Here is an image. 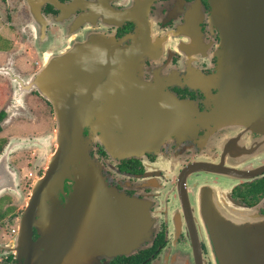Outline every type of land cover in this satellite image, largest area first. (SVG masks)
<instances>
[{"label":"flooded vegetation","instance_id":"flooded-vegetation-1","mask_svg":"<svg viewBox=\"0 0 264 264\" xmlns=\"http://www.w3.org/2000/svg\"><path fill=\"white\" fill-rule=\"evenodd\" d=\"M16 1L21 3L0 0V20L16 28L20 47L30 44L33 34L28 29L31 20L26 9L20 28L6 20ZM58 2L74 6L63 11L51 3L42 6L41 13L46 18L61 13L63 16L59 25L46 26L47 35L59 37L63 29L73 30L70 26L77 28L79 40L98 33L125 49L120 56L123 65L136 72V78L101 80V90L96 94L103 97V102H94L104 112L133 111L120 127L134 131H110L102 143L100 132L85 133V137L90 168L97 170L108 188L142 206L149 226L148 238L130 254L109 261L102 259L100 263L195 264L190 232L193 225L202 257L206 264H215L209 260L206 244L207 225L216 223L207 218L208 205L213 208L212 205L222 207V203H228L264 217V108L253 107L247 113L243 107L229 112L222 105L219 95L223 86L213 78L219 67L220 33L211 19L208 0ZM71 45H60L59 54H65ZM93 45L80 44L85 48ZM101 54L106 55L87 51L78 55L85 56L82 61L87 63ZM10 60L9 55L4 64ZM36 69L32 67L27 72ZM77 84H68V90ZM6 85L8 99L0 112V134L15 122L17 112L29 115L31 122L48 115L52 118L49 130L55 131L49 102L34 90L28 91L24 102H20L19 89L25 85L15 82L10 86L7 78ZM84 87L79 85L75 91ZM251 94L259 95L260 91L253 90ZM23 103L28 112L23 108L16 111V106ZM10 106L13 109L7 113ZM28 136L35 135L20 137ZM5 138L0 136V229L16 226V230L10 229L14 237L34 183L45 176L47 161L41 154L36 157L37 149L27 157L19 149L17 153L12 151L14 147L10 150L9 138ZM41 150L44 154L46 147ZM21 195L28 197L18 206ZM12 237L8 236L6 242L3 239L4 245L0 243V264L16 263V255L7 254L3 247ZM37 237L34 230L33 240Z\"/></svg>","mask_w":264,"mask_h":264},{"label":"water","instance_id":"water-1","mask_svg":"<svg viewBox=\"0 0 264 264\" xmlns=\"http://www.w3.org/2000/svg\"><path fill=\"white\" fill-rule=\"evenodd\" d=\"M21 3L31 20L32 46L40 67L21 75L8 63L0 66V76L6 77L10 86L15 82L25 85L19 89L18 101L24 102L28 91L34 88L50 103L56 125L51 140L56 150L47 157L45 176L33 185L13 241L3 247L7 254L16 255L15 264H101L102 259L109 261L118 255H128L148 238L145 213L138 202L108 188L97 170L90 168L85 133L100 132L102 143L110 131H134L120 127L125 116L133 111L104 112L94 102H103V97L96 94L101 90H98L101 80L136 78V72L123 65L120 56L125 49H119L104 36L79 40L74 26H70L73 28L70 31L63 29L59 37L46 34V26L59 25L63 16L61 13L46 18L41 13L42 6L51 3L63 11L72 9L74 3L68 6L58 0H21ZM208 3L211 19L220 33L219 67L213 78L223 86L219 95L222 105L229 112L243 107L247 113L253 107L264 108V0H208ZM63 43L72 45L65 54H59L58 47ZM82 43L103 47L85 48L80 46ZM85 51L106 55L86 63L82 61L86 57L78 55ZM68 84L85 87L77 92V86L68 90ZM253 90L260 94L252 95ZM19 105L16 111L23 108ZM12 109L8 107L7 113ZM48 138L11 140L8 148H41ZM222 205H212L214 209L207 206V218L211 223L216 221L207 225L209 260L215 264H264V217L236 205ZM34 230L38 235L35 241ZM196 230L191 225L195 264H206Z\"/></svg>","mask_w":264,"mask_h":264},{"label":"rangeland","instance_id":"rangeland-1","mask_svg":"<svg viewBox=\"0 0 264 264\" xmlns=\"http://www.w3.org/2000/svg\"><path fill=\"white\" fill-rule=\"evenodd\" d=\"M15 10H17V7H15ZM18 11H19V14L25 15L24 8L20 7L18 9ZM97 34L98 33H90L87 36L88 37L89 36L94 37ZM13 40L14 41L18 40L17 33L15 32V30L13 28L7 27L0 20V65H2L4 63L3 62L4 61V55L6 53H8L10 50L15 49L16 45H15V43L12 44ZM28 45H29V48H27V50L30 49L28 51L29 52L28 55H26V57L24 58L23 61L16 62V69H18V71L22 73L21 75H27L29 73H32V72H27V70L32 69V67H36L37 69L40 67V63L37 60V58L35 57L36 53L33 51L31 45L30 44H28ZM7 81L9 82L8 79H7ZM33 90L37 91L36 89L32 88L29 92H31ZM7 99H8V89H7V85H6V79L0 78V112L3 109L5 103L7 102ZM23 111L24 112L26 111V107L24 106V103H23ZM26 112H28V111H26ZM52 116H53V120H54V115H52ZM29 117H30L29 115L23 116L22 114H20V112H17L16 117L14 118L15 122L12 125H10L6 129L5 132L0 134V136H5L6 138L8 137L9 141H11V140H26V139H32V138L42 139V138L49 137L48 142L45 144L46 155L41 154L42 150L38 146H29V147H25V148L19 150V152H23V154H25V157H27L26 154H30V153L36 151V149H37L38 154H36V157L40 158L39 154H41L42 155L41 157H43V158H45V156H46V161H47V157H49L51 154H53L56 150V145L51 140V136H52V133L54 131L49 130V128L52 126V118L48 115H40L39 120L37 122H35V121L31 122L29 120L30 119ZM32 117H35V114L34 115L32 114ZM0 120H1V118H0ZM4 133H5V135H4ZM30 134L35 135V136L20 137V136H26V135H30ZM14 151H16V153L18 152L17 150H14ZM43 165H44V163H43ZM42 167H44V166H42ZM24 175H27V173L24 172ZM25 197L26 196H24V195H21L19 197L18 206L25 203L26 198L28 196L26 198ZM15 198H16V200H15V203H16L18 200V197L16 196ZM27 200H29V199H27ZM10 229L16 230L17 228H16V226H14L13 228L3 227L0 229V243H2L3 245H4L3 239H6L5 240V242H6L7 237L10 235L12 237L14 234V233H12V231ZM14 237H12V239H10V240L13 241Z\"/></svg>","mask_w":264,"mask_h":264},{"label":"crops","instance_id":"crops-1","mask_svg":"<svg viewBox=\"0 0 264 264\" xmlns=\"http://www.w3.org/2000/svg\"><path fill=\"white\" fill-rule=\"evenodd\" d=\"M21 1V0H20ZM22 4V3H21ZM15 7H17V10H15ZM20 7H22V8H24V10L26 9L25 8V6L22 4V5H20L17 1L16 2H14L12 5H11V8H10V13H12V14H9V13H7V16H9V17H6V20L10 23H12V24H17V26H19V28L24 24V22H25V20H24V18L26 17V12H27V10H26V12H25V15H22V14H19V11H18V9L20 8ZM20 15V16H19ZM27 15H28V12H27ZM17 17H20L21 18V20H18V18ZM22 22V23H21ZM30 25V24H29ZM29 25H28V29H29ZM8 27V26H7ZM13 28V27H12ZM14 30H15V32L17 33V36H18V32H17V30H16V28H13ZM15 40V39H14ZM12 41L13 43L12 44H14L15 43V45H16V47H15V49H13V50H10L8 53H6L5 55H4V63H5V61H6V58H7V56H9L10 55V58H11V60H10V63H12V65H13V68L14 69H16V66H15V64H16V62H18V61H23L24 60V58L26 57V55H28V51L30 50H27V48H29V45H28V43H23V44H21L20 45V47L18 46L19 45V39L17 40V41ZM30 45H31V47H32V49H33V46H32V41L30 42ZM18 49V50H17ZM17 50V51H16ZM34 51V50H33ZM15 52V53H14ZM14 53V54H13ZM16 57H20V59H18V61H16L15 63H14V61H15V59H16ZM36 57V56H35ZM2 64V65H0V66H4V65H6V64H8V63H6V64ZM9 63V64H10ZM16 71H18V69H16ZM19 72V71H18ZM20 74H22L21 72H19ZM0 78H4V79H6V77H3V76H0Z\"/></svg>","mask_w":264,"mask_h":264},{"label":"trees","instance_id":"trees-1","mask_svg":"<svg viewBox=\"0 0 264 264\" xmlns=\"http://www.w3.org/2000/svg\"><path fill=\"white\" fill-rule=\"evenodd\" d=\"M20 5H22L19 1H17ZM0 118H1V114H0Z\"/></svg>","mask_w":264,"mask_h":264}]
</instances>
